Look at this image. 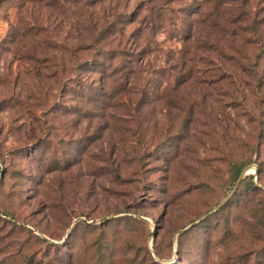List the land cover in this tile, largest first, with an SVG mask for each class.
Here are the masks:
<instances>
[{
  "label": "rangeland",
  "instance_id": "1",
  "mask_svg": "<svg viewBox=\"0 0 264 264\" xmlns=\"http://www.w3.org/2000/svg\"><path fill=\"white\" fill-rule=\"evenodd\" d=\"M0 264H264V0H0Z\"/></svg>",
  "mask_w": 264,
  "mask_h": 264
},
{
  "label": "trees",
  "instance_id": "2",
  "mask_svg": "<svg viewBox=\"0 0 264 264\" xmlns=\"http://www.w3.org/2000/svg\"><path fill=\"white\" fill-rule=\"evenodd\" d=\"M125 22H127V23H129L130 21H125ZM108 29V28H107ZM106 29V30H107ZM122 31H120V29H119V31L117 32V34H119V33H121ZM109 58H114V56H112V57H109ZM91 64L92 65H94V67L95 68H101V69H104L105 71H103L102 72V74L104 75V77H107V76H110V73H108V75L106 76V74H105V72H107V69H105V68H108L109 66H110V63H109V66L108 67H106L107 66V64H106V62H105V60H99V59H95V60H92L91 61ZM106 65V66H105ZM112 74V73H111ZM103 75H102V78H103ZM258 167H257V171L258 172H261V168H262V166H263V162L262 161H260V162H258ZM245 166V164L244 163H241V164H234V176H233V179H236L237 178V176L239 175V173L242 171V169H243V167ZM243 178H247L250 182V185H251V187H254V184H253V182H252V175H246V176H244Z\"/></svg>",
  "mask_w": 264,
  "mask_h": 264
},
{
  "label": "water",
  "instance_id": "3",
  "mask_svg": "<svg viewBox=\"0 0 264 264\" xmlns=\"http://www.w3.org/2000/svg\"><path fill=\"white\" fill-rule=\"evenodd\" d=\"M250 172V169L248 166H246L238 175L237 183L243 178L244 175L248 174ZM214 210V209H213Z\"/></svg>",
  "mask_w": 264,
  "mask_h": 264
}]
</instances>
